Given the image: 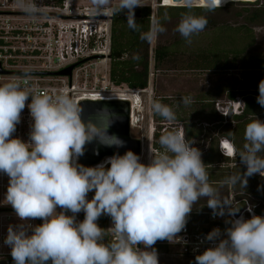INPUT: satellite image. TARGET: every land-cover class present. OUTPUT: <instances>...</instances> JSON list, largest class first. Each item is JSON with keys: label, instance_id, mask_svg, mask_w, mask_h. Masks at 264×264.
<instances>
[{"label": "clouds", "instance_id": "clouds-1", "mask_svg": "<svg viewBox=\"0 0 264 264\" xmlns=\"http://www.w3.org/2000/svg\"><path fill=\"white\" fill-rule=\"evenodd\" d=\"M16 2L28 16L43 14L35 0ZM180 2L186 11L175 31L191 44L192 37L208 23L205 15H197L193 9L215 11L228 0ZM91 3L97 13L125 12L129 30L138 32L149 44L166 31L163 22L169 19L167 13L153 18L147 31L141 29L135 17V9L144 6L141 0H118L115 5L112 0ZM133 59L139 57L133 55ZM258 90L257 103L264 107V80ZM29 99L32 123L29 139L24 141L13 134ZM181 103L187 106L191 98L183 96ZM151 108L165 120L176 119L173 108L160 100H152ZM83 112L82 105L70 95H50L35 88L30 68H25L20 78L0 84V173L8 177L5 200L21 222L9 225L4 239L14 264H159L154 245L165 240L181 242L178 234L185 230L193 206L201 199L206 200L214 218L227 214L225 223L229 226L223 231L214 228L206 235L211 246L195 256V264H264V216H237L240 208L213 187L193 141L170 131L159 137L162 150L151 154L148 163L128 150L88 167L78 163L87 144L96 141L120 148L125 142L108 132L120 119L118 114L105 107L85 119ZM244 141L236 156L246 171L224 181L242 189L247 187L248 177H264V121L249 122ZM90 192L94 195L88 199ZM81 212L84 219L78 221ZM101 216L111 218L110 228L98 225ZM37 219L42 223H29Z\"/></svg>", "mask_w": 264, "mask_h": 264}, {"label": "built area", "instance_id": "built-area-1", "mask_svg": "<svg viewBox=\"0 0 264 264\" xmlns=\"http://www.w3.org/2000/svg\"><path fill=\"white\" fill-rule=\"evenodd\" d=\"M35 2L42 8L43 14L32 17L19 8L16 0H0V84L20 78L25 68H30L32 85L42 93L55 95L63 92L78 104L85 101L129 102L131 131L140 129L144 119L137 118L133 102L140 101L145 94L150 95V91L149 87L136 90L117 86L111 80L108 64L111 60L113 13L110 10L97 13L91 4L86 5L78 0ZM162 5H165L164 2ZM70 67H73L70 76L58 75ZM110 96L115 98L103 100V97ZM30 102V99L26 102L21 122L13 134L14 138L19 137L24 141L29 139L32 123L27 108ZM153 131V119L150 118L146 163L151 154H157L153 149ZM138 140L142 142V139ZM7 187L8 177L0 173V262H14L10 255L11 249L4 244V239L9 225L21 223L5 200ZM93 195L94 192H90L88 197ZM228 218L227 214L214 218L212 211L190 215L185 230L178 234L182 241H162L165 250L158 253V257L195 258L211 246L205 240L206 235L214 228L223 231L229 226L225 223ZM29 223L37 225L42 221L37 219ZM97 223L104 229L112 226L108 216H101ZM111 239L109 229L108 241Z\"/></svg>", "mask_w": 264, "mask_h": 264}, {"label": "trees", "instance_id": "trees-1", "mask_svg": "<svg viewBox=\"0 0 264 264\" xmlns=\"http://www.w3.org/2000/svg\"><path fill=\"white\" fill-rule=\"evenodd\" d=\"M236 4H244L243 2H228L223 7L217 8L215 11H207L203 7H195L193 11L197 15H205L208 23L202 32H218L212 42L206 47L201 48L191 54L188 58H183L184 49L186 47L185 40L179 35L173 42L162 45L157 43L152 45L140 39L138 32H133L127 27L126 13L114 15L112 19V38H111V80L117 86H126L129 89L144 90L149 86V74L151 59L153 68H160L166 66L170 62H175L179 65V58L183 61V69L187 71H199L210 73H227L234 70L242 71V79H240L236 88L230 85H224L215 94L201 97L199 101H194L192 106L199 104L200 108L197 115L204 116L205 120L213 125L215 130L221 128L220 136L230 141L235 149H242L244 141L245 126L255 120L264 119V107L257 103L259 95V82L264 80V53L250 52L255 46L254 32L245 26L232 28L229 26L220 27L213 26L211 18L213 14H220L226 12L229 7ZM256 8L254 17L264 19V2L258 0L254 3H248ZM142 13L137 22L141 25L143 31H147L151 23V8L141 9ZM186 11L184 7L175 6H158L156 10V17L162 18L167 13L169 20L179 18ZM210 19V20H209ZM164 21L163 23L165 24ZM195 36V35H194ZM193 36V37H194ZM133 55L139 57L138 60L133 59ZM223 94L228 95L231 99L240 97L244 103V108L239 116L229 117L226 120L220 115L215 103L217 96ZM163 119L162 117H159ZM180 121L185 124V138L189 141L200 139L206 135L210 138L203 129L196 130L194 125L189 124L182 117ZM234 122L235 124H233ZM157 140L159 135L156 136ZM218 143L215 147L213 144L209 145L208 152L202 158L206 164L205 167L209 173L210 182H221L225 184V179L234 173H243L246 171L245 166H235L233 169L222 168V163H236L239 164L240 158L238 156L232 161L228 157L223 156L219 149ZM157 149H161L159 143L156 145ZM226 170V171H225ZM233 187V186H232ZM234 188L240 189L245 194H253L257 198L264 201V178L253 175L248 177L247 187L242 189L240 185ZM201 212H210L207 209H201ZM195 213V212H194ZM191 213L190 215L194 214ZM162 241H158L154 247L157 253L164 252Z\"/></svg>", "mask_w": 264, "mask_h": 264}, {"label": "rangeland", "instance_id": "rangeland-1", "mask_svg": "<svg viewBox=\"0 0 264 264\" xmlns=\"http://www.w3.org/2000/svg\"><path fill=\"white\" fill-rule=\"evenodd\" d=\"M81 3L86 5L91 4V0H78ZM164 0H141L143 7H137L136 9H146L151 8V21L153 18H157L156 10L160 5L162 6ZM255 1H249L254 3ZM167 4L170 6H175L172 4L171 0H167ZM228 2H236V0H228ZM227 2V3H228ZM264 0H262V3ZM113 5L118 3V0H112ZM224 6V5H223ZM222 6V7H223ZM179 7V6H178ZM183 7V6H181ZM257 7L250 5L248 3L236 4L229 7V9L220 14H213L211 18L213 26L220 27H242L245 26L254 32L255 46L252 47L251 53H264V19H259L254 17V12ZM210 20V19H209ZM179 22V18L171 19L165 22L164 27L166 29L157 39H154L151 44L154 46L157 43L162 45L169 44L177 38L180 34L175 31L176 25ZM218 32H200L198 35L192 37L191 44L186 43V47L189 49H184V59L191 56L194 51L206 48L212 40L218 36ZM181 36V35H180ZM153 62L151 59L150 66V78H149V91L150 95H143L140 98V101H134V112L139 119H144L140 124V129H132L131 135L134 139H142L143 150L141 156V162L146 163L147 149H148V128H149V119H153L155 133L160 132L159 136L167 132H181L183 134V126L185 127L184 122L180 121L179 118L182 117L189 124L194 125L195 129H203V131L209 134L210 138L207 139V136H202L200 139L193 140V147H196L200 150L202 156L204 157L208 152L207 144H213V147L216 145V140L218 139L217 133L218 130H215L213 126L204 128V123L206 122L204 116L197 115V112L200 108L199 104L192 106L194 101H199L201 97L206 95L215 94L218 92L217 89H220L224 85H230L236 88L240 79H242V71L234 70L227 73H210V72H199V71H187L184 70L183 61L179 58V65L175 62H170L166 66H161L158 68H153ZM108 67L111 70V60L108 64ZM131 96V95H130ZM188 96L191 98V103L187 106L181 103V97ZM215 101H219L221 104H224L225 94L222 96H217ZM152 100H160L162 103L167 104L173 108V111L176 114V119L174 121H168L165 119H159L158 116L154 114L151 108ZM223 101V102H222ZM160 117V116H159ZM259 120L264 121V119L259 118ZM136 127V126H135ZM134 127V128H135ZM166 130V131H165ZM153 149L159 153L162 149H157L156 145L158 143L157 139L153 140ZM160 145V144H159ZM161 147V146H160ZM232 157V156H231ZM231 159V158H230ZM232 160V159H231ZM232 165H230V168ZM222 168H228V163H222ZM226 171V170H225ZM231 175V174H230ZM213 187L219 192V194L231 201L233 197L240 198L242 192L238 188H234L228 184H221V182H216L212 184ZM92 196H89L88 199H91ZM250 204V203H249ZM201 209H207L212 211L206 205V200L201 199L200 202L193 206L191 213L201 212ZM57 211H60L58 208ZM84 219V213L81 212L77 215V220L82 221ZM159 264H195V258H167V257H158Z\"/></svg>", "mask_w": 264, "mask_h": 264}, {"label": "water", "instance_id": "water-1", "mask_svg": "<svg viewBox=\"0 0 264 264\" xmlns=\"http://www.w3.org/2000/svg\"><path fill=\"white\" fill-rule=\"evenodd\" d=\"M176 5L175 7H181L182 4L180 0H172ZM250 3V2H243ZM170 6V5H166ZM142 10L135 9V17L136 19L141 16ZM73 67L68 68L65 71L60 72L59 76H70ZM2 73V72H1ZM84 109L83 117L88 119L89 117H93L98 109L108 108L115 114H118L120 119H117L111 127L108 129L109 134H115L120 137L124 142V146L120 148L116 147H106L104 145L99 144L96 141L89 143L85 146L84 155L79 158V163L88 167H93L99 164L106 157H110L116 153L123 155L126 151L132 150L140 157L142 156V142L138 139H134L131 136V106L129 102L123 101H114V102H90L85 101L80 103ZM243 104H238L234 106V108L238 109L242 107ZM231 146L227 141H224V146ZM224 150V149H223ZM232 150L228 152L224 150V154L226 156H231ZM0 264H14L10 260L0 262ZM50 264V262H49Z\"/></svg>", "mask_w": 264, "mask_h": 264}, {"label": "flooded vegetation", "instance_id": "flooded-vegetation-1", "mask_svg": "<svg viewBox=\"0 0 264 264\" xmlns=\"http://www.w3.org/2000/svg\"><path fill=\"white\" fill-rule=\"evenodd\" d=\"M226 96L227 97L225 98L224 104H221L219 101H217L215 103V108H216L217 112L220 115H222L226 120H228L229 117L239 116L242 113L243 108H244V103H243V101H242V99L240 97H237L235 99H231L228 95H226ZM241 103L243 104L242 107H239L238 109L234 108V106H236L238 104H241ZM232 123L235 124L234 122H232ZM213 125L216 126L217 123L213 124V123H209V122L206 121L204 123V128H207V127L213 126ZM182 128H183V134H182V130H181L180 134L185 136V131H184L185 127L183 126ZM218 131H219L217 133L218 139L216 140V143H218V145H219L218 149H219L220 153L223 156L228 157L229 159L231 158L232 161H233L235 159V157H236V149H235L234 145L230 141H228L227 139H224V138H222L220 136L221 128H219ZM159 134H160V132L155 133V129H154V131H153V140H156L157 139L156 136H158ZM203 136H206V135H203ZM224 141H227L231 145L230 148L232 150V153H231L232 157L231 156H226L224 154V150L228 152V148H226L224 146ZM157 143H158V140H157ZM209 145H211V143L207 144L208 148H209ZM228 165H229V168H230V165H232L231 169H233V167L238 166V165L244 166L241 163H239V164L232 163V164H228ZM255 175L259 176L261 178H264V177L260 176L259 174H255ZM231 201H232L234 207L240 208V211L237 214V216L243 215L245 219L250 218L252 214L259 215V216H264V201L259 199V198H257L253 194L241 193V196H240L239 199L233 197V199H231ZM249 208H251V212H249ZM107 240H108V236H107ZM12 263H14V262H12Z\"/></svg>", "mask_w": 264, "mask_h": 264}, {"label": "bare ground", "instance_id": "bare-ground-1", "mask_svg": "<svg viewBox=\"0 0 264 264\" xmlns=\"http://www.w3.org/2000/svg\"><path fill=\"white\" fill-rule=\"evenodd\" d=\"M171 1H172V0H171ZM236 1L242 3V2H249V1L251 2V1H255V0H236ZM164 3L167 4V3H168L167 0H164ZM172 4H174L173 1H172ZM174 5H175V4H174ZM164 6H166V5H164ZM175 6H176V5H175Z\"/></svg>", "mask_w": 264, "mask_h": 264}, {"label": "snow or ice", "instance_id": "snow-or-ice-1", "mask_svg": "<svg viewBox=\"0 0 264 264\" xmlns=\"http://www.w3.org/2000/svg\"><path fill=\"white\" fill-rule=\"evenodd\" d=\"M225 147L229 149V152L231 151V148H230V146H228V145H225Z\"/></svg>", "mask_w": 264, "mask_h": 264}]
</instances>
